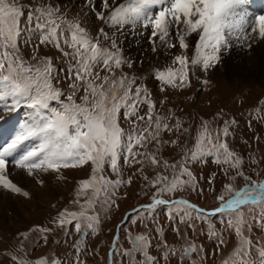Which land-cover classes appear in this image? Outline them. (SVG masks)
<instances>
[{
    "label": "snow or ice",
    "instance_id": "obj_1",
    "mask_svg": "<svg viewBox=\"0 0 264 264\" xmlns=\"http://www.w3.org/2000/svg\"><path fill=\"white\" fill-rule=\"evenodd\" d=\"M77 3L80 11L70 16ZM248 3L36 0L26 8L0 0V113L27 109L11 139L0 144V193L27 211L36 190L71 181L69 204L76 209L64 207L46 224L17 229L11 240L0 237L5 243L0 264H87L88 256L99 253L86 247L85 238L98 234L102 216L110 219L122 196L127 199L125 190L137 182L149 202L113 224L106 264H206L209 258L215 264L217 256L219 264H264V169L252 167L261 162L256 155L261 137L253 122H264V97L247 112L251 138L224 109L197 122L183 109L166 107L170 92L209 90L210 74L234 50L249 57L264 54V15L249 13ZM129 35L138 47L136 38H146L156 58L144 75L136 65L142 69L151 57L125 55ZM28 48L31 61L23 52ZM41 48L62 58L63 78L57 57ZM238 133L240 144L251 149L248 166L245 152L235 146ZM209 160L215 170L206 175ZM78 171L86 175L70 176ZM192 196L213 204L201 207ZM161 206L172 242L156 217ZM217 215L220 227L211 219ZM202 236L215 245L211 254L197 243ZM62 244L68 250L60 256L31 255L38 247Z\"/></svg>",
    "mask_w": 264,
    "mask_h": 264
},
{
    "label": "rangeland",
    "instance_id": "obj_2",
    "mask_svg": "<svg viewBox=\"0 0 264 264\" xmlns=\"http://www.w3.org/2000/svg\"><path fill=\"white\" fill-rule=\"evenodd\" d=\"M9 2H13V0H9ZM14 2L17 4H22L27 8L36 2V0H14ZM63 2L65 5H67L71 2V0H63ZM79 11L80 5L77 3L76 7L72 10V13H70V16L76 14V12ZM23 26L24 21L22 20L21 27ZM136 39L140 40L139 47L131 35H129L127 39L123 41L125 55L132 58H137L143 53H146L149 57H151L150 48L147 42H144V39H141L140 37H137ZM23 52L25 58L31 61V49H23ZM41 53L51 54L57 57L54 63L60 70V77L63 78L65 75L63 70L65 64L62 61V58H60L55 52V50L52 48H41ZM155 59V57H151V59L145 60L144 67L142 69L140 64L137 63L136 67L139 70L138 74L144 75L147 73ZM32 63L35 62L32 61ZM210 79L212 80L211 88L206 91H200L198 94L194 89H188L187 91L176 93L170 92V101L166 107H174L177 110L183 109L185 114L191 113L192 117L197 122H199V118L201 116L211 119L212 114L216 113L219 109H224L225 112H227L230 116H235L240 121L242 125L241 131L243 136L245 138H251L253 133L247 131L245 120L246 118H250L247 117L249 106L255 104L259 98L264 97V54H261L259 51H257L252 57H249L244 53H238L234 50L233 55L225 59L224 66L222 68H218L215 72L210 74ZM147 84L149 88L154 90L156 95H160L158 89L155 88V83L153 81H147ZM56 86L60 87L61 85ZM189 96H193L194 100L188 99ZM242 101L244 102L243 109H241ZM26 111L27 109L21 108L16 112L0 113V116L4 117V122L0 123V144L11 139L18 129V126L25 120ZM12 116L14 119H12ZM185 118L187 119L188 117L185 116ZM10 119H12V121L14 120V122H11L14 126L12 128L10 126L8 132H5V126L8 124L10 125V123H7L10 121ZM253 123L255 127V133L261 137V143L259 144L260 151L256 153L257 159H260L261 162L258 166L252 165V167H256L257 170H261L264 169V159H261V154L264 153V122H261V124H256L254 121ZM213 127H216V125L214 124ZM194 132L195 125L193 126V134ZM235 146L237 150L242 149L245 152V165L248 166L250 161L247 158V153L251 151V149H248L246 146L240 144V133L237 134ZM255 147L256 145L253 143V148ZM196 170L197 172L200 171L199 165L197 166ZM214 170L215 165H213L211 160H209L207 167L203 169L204 174L207 175ZM128 174L129 172L126 171L125 178ZM85 175L86 172L80 171L70 173V176L75 177H82ZM252 175L253 179H256L255 173ZM71 189L72 182L70 181L67 187L63 185L57 187L55 182H53L50 185L49 191L36 190L35 199L27 202V211L21 206L19 202H17L15 198L9 199L0 193V237L11 240L17 229L25 228L30 223L46 224L47 218L50 215H54L57 210L64 207H69L71 210H76L74 206L69 204V200L71 199ZM125 191L127 192V199H124L122 196L120 200V207L119 209H112L110 213L111 218L109 219L106 216H102V223L98 234L95 236L88 235L85 238L86 247L88 249L94 248L99 253V255H96L95 257L88 256L87 264H106V253L111 244L113 234L110 229L112 228L113 224L119 222L123 215L126 212H129L132 207L149 202L148 198L144 196L143 191H141L139 182L134 183ZM183 195L185 198H188L187 193H184ZM191 199L193 202L198 203L201 207L205 206L206 203L208 205L213 204L211 198L205 201L203 199L197 200L195 196H192ZM8 201L11 203L6 204ZM52 205H56V207L53 208ZM166 212V207L161 206L157 209L156 217L161 223L165 225L167 239L169 242H172L175 237L173 233L168 230ZM211 219L217 227L221 226V217L219 215ZM18 221H24L26 223ZM128 223L130 225V221ZM132 231L133 234H136L137 228L132 227ZM189 234L191 235V230H189ZM257 236H259L258 230ZM58 238L63 240V234L61 233ZM121 243L127 246V242L123 240V236ZM197 243H203L209 254H211L212 249L215 246L203 236L199 238ZM4 248V240L0 239V250ZM66 250H68V246L64 244H62L59 249H56L54 245H50L49 247L41 246L36 248V250L32 252L31 255L35 257L42 254H51V252L54 251L57 256H60L61 254L65 253ZM68 255L71 256L70 251L68 252ZM219 261L220 257L217 256L215 264H219ZM206 264H214V262L211 258H209L206 261Z\"/></svg>",
    "mask_w": 264,
    "mask_h": 264
},
{
    "label": "bare ground",
    "instance_id": "obj_3",
    "mask_svg": "<svg viewBox=\"0 0 264 264\" xmlns=\"http://www.w3.org/2000/svg\"><path fill=\"white\" fill-rule=\"evenodd\" d=\"M250 4L254 5L255 9H254V11H251V12L248 11L249 13H251L253 15H255V14L256 15H264V0H249L248 5H250ZM144 42H146L145 39H144ZM159 59H160L161 64H163L165 58L163 56H161ZM8 202H6V204L11 203V202H9V203Z\"/></svg>",
    "mask_w": 264,
    "mask_h": 264
}]
</instances>
